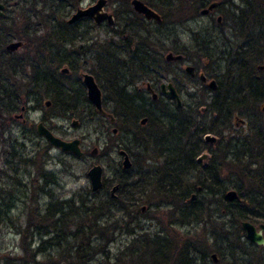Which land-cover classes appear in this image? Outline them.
<instances>
[{"label": "rangeland", "instance_id": "1", "mask_svg": "<svg viewBox=\"0 0 264 264\" xmlns=\"http://www.w3.org/2000/svg\"><path fill=\"white\" fill-rule=\"evenodd\" d=\"M29 1L26 7V3H23V8H12V6L8 8V21L11 19L16 25V32H23L24 22L29 21V27L25 30L29 41H24L25 46L15 51L9 58L14 61L15 59H21V63L26 61V65L29 62L34 64L35 59L32 58H34V53H37L35 51L38 49L37 43H41L47 51L44 53L46 57H48V51L50 50L54 52L57 50V53L60 54L72 55L77 61L74 72H70V70L67 73L61 72L64 68L70 69L65 63L52 66L46 65L44 72L47 73L48 68H50L48 70L50 73L55 70L56 75L61 76L62 80L69 81L77 88H80V82L84 86L82 83L84 73L92 74L102 91L103 104L106 105L105 111L112 114L115 104L111 102L108 93L105 92L108 85L103 82L102 86L100 75L103 69L98 63L96 54L103 50L104 45L109 43H116L114 48L118 47L123 51L125 48L119 45V36L108 29L105 24L96 26L90 23L88 24V31L81 29L83 38L77 37V40L74 39L72 44L64 45V43L58 42L56 34L50 28L49 23L52 21V16L47 10V0ZM68 1H63L68 12L61 18L58 16L57 20L65 21L66 17L74 12V5L67 6ZM96 1L81 0L79 7L88 6ZM142 1L149 4L160 14L165 11L163 8H159L160 6L157 5L156 0ZM206 1L210 0H203L204 3ZM51 2L53 1H49L48 4H51ZM117 4L116 1L107 0L106 12H114L118 8ZM192 4L193 7L197 6V2L194 0H192ZM238 4L237 0H232L225 7L231 9V7L235 8ZM21 10H32V13L38 17L26 19L28 15L25 12L21 13ZM187 15L188 17L183 22L168 23L158 28L160 30L159 36L164 45H169V49L162 51L161 59L163 61L168 51H177L184 48L187 53L186 56H188V59L184 62L170 63L162 72L159 83L173 82L174 79L181 85L183 84L184 95L182 99L184 103L196 107L191 114L194 120L186 131L187 136L180 137L179 142L176 139L174 142L171 140V143H169L171 146L177 142L178 145H182L186 141L197 142L199 139L203 140L201 135L198 136L201 138L197 137V139L195 136H191L194 133V125L207 128L209 127L208 122L212 118L211 111L207 113L205 110H201L199 107L201 104H196L201 100L200 97L189 99L186 96L187 93L199 95L202 86L197 80L189 81L184 78L181 74L183 68L187 63L196 64L202 69L205 68L204 65H208L207 70L210 73L221 75V71L227 68V61L224 60V53L222 56L216 51L229 49L227 47L228 43L234 42L236 39L233 30L228 29V23L218 24L217 15L200 14L193 16L192 13H187ZM228 20L231 24V20ZM145 21L148 22V29L151 30H148V34L152 38L149 40V45H151L149 48L153 49L150 50V53H154V57L152 58L150 55L149 59L158 61V55L154 52L160 43L154 38L157 27L153 21L147 19ZM121 25L122 20L116 19L114 29H121ZM218 26H221V28ZM140 29L137 33H140ZM127 35L130 36V32H127ZM11 39L20 40L15 35H12ZM33 42L36 43L33 44ZM223 42H226V46ZM38 47L41 49V46ZM214 48H216V51L213 50ZM218 58L220 60H217ZM205 59L206 62H204ZM21 67L14 70L13 75L7 81V86L13 85L24 91L31 84L32 72L29 67L23 65ZM96 77H99L100 80H97ZM131 79L129 77V80ZM142 81L144 80H135L129 88L130 92L137 89V86L142 87L144 84ZM223 82H225L224 79ZM35 89V93L28 92L27 96H24L21 91L16 93L14 89V94H18L19 98L12 94L10 100L3 97V93L0 91V194L5 198L2 206L11 204L12 207L9 218L4 221L2 218L0 219V264H4L6 256L13 257V263L15 264H33L29 262L30 258L24 260L20 258L22 257V239H20L22 236L19 231H22L27 225L28 221L26 220L28 219L26 217L29 216L32 210H35L39 215H45L49 203L71 202V205L72 203L77 205L81 199L89 197L92 190L90 189L87 171L93 164L102 166L105 182V188L97 194V199L98 197H106L105 193L109 192L112 185L115 184L116 177L122 172L120 171L122 168L121 158L117 151L120 146L123 149L125 146L130 148L128 154L132 163L134 161V165L125 170L128 171L127 176L131 180L136 181L140 174L149 169H154L161 164L160 161L163 159H157L156 154L151 151H144L143 147L140 149V146L134 144V147H131L129 141L132 138L131 135L128 136L124 132L113 134L112 129L115 128V122L111 123L107 117L96 114L95 108L89 102L78 103L79 106L74 110L73 115H70V111L56 113L45 107L44 102L50 97L45 95L44 89ZM85 91L84 87V93ZM248 105L250 110L254 108L259 123H264V116L257 112L262 103H250ZM158 106L163 105L158 104ZM73 120L77 121L76 125H71ZM138 120L135 123L136 127L139 128L137 130L140 132L147 131L149 124H145L144 127L140 126ZM39 121H43L56 136L64 140L79 139L80 148L84 151V154L81 157H76L71 153L49 146L35 132V126ZM256 122L252 119V123ZM136 127L133 125V128ZM240 129L242 131L238 132L239 137L248 133L246 127ZM186 147L188 152L193 146L186 145ZM94 148L97 151L92 154L91 151ZM201 152L202 150L199 151V153ZM179 166L182 168L181 164ZM240 166L234 165L225 168L221 177L229 186L240 184L239 186L249 190V186L254 182L256 184V181L252 179L251 173L248 171L249 167H244L243 171ZM198 177L195 173H188L186 176H180L179 174L172 178L171 182L175 186L178 185V189L175 187L177 190L171 191V195L167 197L158 190L150 191L152 186L145 194H142L140 200H133L136 199L137 192L136 196L133 194L131 197H125L126 201L123 204L126 211L123 210L117 213L118 206L108 209L111 213H117V221H105V219L108 220V217L106 218L108 211L98 212L103 216V221H101V216L91 215L88 217L82 213L78 214L77 209H73L69 221H32L37 222L39 225V227H36L38 230L31 227L32 248L35 249L39 246L43 250L36 256V264H178L173 260L178 261L176 253L180 251L179 247L184 246L185 241L190 244L186 251L189 259L197 261L196 264H213L210 261V255L216 251L213 250L214 239L211 238L210 233L212 227L210 228V225H205L201 221L193 222L191 221L192 217H186L188 222H183L180 220L179 215L180 212H183L184 215L189 212L191 205L188 202V197L191 195L190 193L195 192V186L199 182ZM206 194L207 191L199 193L193 206L203 207L207 197ZM215 194L209 199V201H213V205L210 207V216L202 218L205 221L217 217L215 208L221 193ZM116 198L121 199L122 197L118 195ZM141 207H144L143 211H141ZM220 208H223V206H220ZM55 222H57L56 225L59 223V226H55L56 228L52 226ZM108 222L111 226L110 231L103 234L102 230H98V227L102 226L103 228ZM228 229H231V227ZM101 234L105 237L102 238ZM106 238L107 241L105 242ZM47 239L51 241L47 243ZM41 241L43 242L41 243ZM157 244L164 247L159 248ZM253 253L258 257V251ZM204 255H206L205 259L201 260ZM164 256L166 262L163 261ZM219 263L225 264V261Z\"/></svg>", "mask_w": 264, "mask_h": 264}, {"label": "trees", "instance_id": "2", "mask_svg": "<svg viewBox=\"0 0 264 264\" xmlns=\"http://www.w3.org/2000/svg\"><path fill=\"white\" fill-rule=\"evenodd\" d=\"M63 1L65 0H53L51 4H48L49 1H47V10L50 13V16H52V21L49 24L52 32L56 34V39L58 40V42L67 45L72 44L75 36L77 37L81 33L80 31H77V28H71L65 22L57 20L58 15H60L62 11L64 12V15L68 12L66 11L67 8L65 2ZM79 1L80 0H69L67 6L69 4L70 6H77ZM111 1H116V3L118 2V8L114 10V14L116 19L122 20V25L121 29H114V31L115 34L119 36V45L124 46L125 49L122 51L118 47L114 48V45H111L109 43L102 47L103 50H100L99 53L96 54V58L101 69H103V72L100 75L102 86L103 82L104 84L108 85V87L105 89V92L108 93V97L111 102L115 104L112 111V115L116 120L114 125L115 128H117V132H124V134H127L128 136H132V138L129 139L131 147H134V145L140 146V149L141 147H143L145 149L144 151H151L153 152V154H156L157 159H163L162 161H160L161 164L154 169H149L140 174L139 178H137L136 181L134 179H129V177L127 176L128 171H124V169L121 168L120 171H122V174L120 173L116 177L114 184L117 185L116 197L119 195L122 197L121 199H118L116 197L112 198L108 191L107 193H105L106 197H98L97 199V194L103 191L105 188V182L103 180L101 189H99L95 193L90 191V196L86 199H81L79 204L77 205H74V203H72L71 205V202H54V204L56 205L55 207H53L54 204L49 203L45 215H39L35 210H32L29 216L26 217L28 219L26 220L28 221L27 225L23 228L22 231H19V234L22 236V238H20L22 239V257L20 258L22 260H24L25 258H30L29 262H32L33 264H36L35 258L43 250H41V247L39 246H37L35 249L32 248L31 239L33 236H31V227L35 228V230H38V228L36 227H39L37 222L32 221H69L73 209H77L78 214L82 213L88 217H90L91 215L95 217L101 216L100 220L103 221V216L99 214L102 210L108 211L109 208L118 206L119 210L117 211V213H120V211L123 210L126 211V208L123 204L126 201L125 197H131L133 194L136 196L137 192V197L139 196V199L135 197L136 199L133 200H140L142 194H145L150 186H152L150 191L158 190L164 196H170L171 191L174 192V190L178 189V185L175 186V184L171 182L172 178L176 177L179 174L180 176L184 175V170L175 169V167H173V161L176 159L179 161L181 157H183L182 155L187 156L190 154L192 156L194 154L193 147L187 152L188 149L186 147V143L182 144L181 147H179L178 145L176 147V150H173V147L169 145V143H171V138L168 137L172 124L171 118L162 113V116H159V118H153L154 116L150 110H145L142 108L144 99H142L138 95L136 89L130 92L129 88H131L130 86H132L134 84V81L137 79H151L155 81L160 79V77L162 76V72L168 66V63L161 59V54L163 50L169 49V45L165 46L163 41L161 40L159 36V26L163 27L168 23L183 22L188 17L187 13H192L194 14L193 16H196L199 9L198 7L204 5L203 0H194L197 2V6L194 7L191 6L193 5L192 0H156L157 5L160 6L159 8H163L165 10L161 14V22H154L157 27L154 38L156 39V41H160V43L155 42L159 43V47L154 51L158 55V61L149 59L150 55L152 58L154 57V53L152 52L151 54L150 50L153 49L149 48L151 46L149 45V40L151 37L150 34H148V22L145 21V19L141 15L135 13L132 10L129 0ZM224 1V3H226V0ZM237 1L239 4L235 7V9L238 10V14H236L235 16H233V14H223L224 22L228 23L230 27L234 28V30L236 31V37L240 42L231 55V62L233 64H230L232 66L229 65L230 70H228V72H231V74L235 75L236 82L240 90H244L246 92L252 91L251 95H253L256 99H259L260 93L264 95V84L260 80H255L251 76V72L253 70L254 62L260 61V58L255 56L254 50L256 48L264 46V37H262L261 35H257V37H255V34L259 32V28H264V0ZM27 5H25V7ZM42 6L44 7L45 4ZM228 19L231 20V24ZM11 26V22L0 20V91L3 93V97L10 100L11 95L14 94V89L16 93H20L21 90L18 87L13 85L7 86V81L13 75L14 70H16V68H22L21 66L23 65L31 68L32 72L31 84L28 86V89L21 91L23 92L24 96H27V94H29L28 92L35 93V88L44 89L45 95L50 97V99L52 100L51 102L54 109L58 110V107H63V111L76 110V108L79 106L78 103L88 102L84 93V87L82 86L80 80H78L80 82V88H77L70 84L69 81L67 82L62 80L63 78H55V70L50 73L48 71L50 70V68H48L47 73L44 72V67L46 65H61L63 63L67 64V67L70 68L69 70L74 72L76 70L77 61L73 56L69 54L66 55L57 53V50L56 52L50 50L48 51V57H40L39 53L37 52L36 56L32 58L35 59L34 64L29 62L27 65L26 62L21 63V59H15L14 61L13 59L9 58L11 57V53H9L5 49V45L12 40V35H15L18 39L29 41V38L27 37L25 31L15 32L13 31ZM138 29H140V33H137ZM127 32H130L131 35H127ZM37 48L41 51L38 46ZM181 50L184 51V49ZM230 67H233V70H231ZM151 68L157 69L159 75L154 74ZM129 77H131L132 79L129 80ZM96 78L97 80L99 79V77ZM16 93L14 95L18 96L19 98V95ZM105 109L106 105L103 104V110ZM96 114L98 113L96 112ZM145 115L148 116V130L145 132H140L139 130H137L139 128L135 125L136 119L140 116ZM133 125L136 128H133ZM180 127L183 128L181 124ZM120 148L123 147L120 146ZM124 149L128 153V149L130 148L125 146ZM133 165L134 161L132 163V166ZM263 174L264 173L261 174V177L257 176V178L259 179L258 181H264ZM198 178V183L202 184L203 177L199 176ZM175 187L177 189H175ZM213 195L216 194L214 193L211 195V192L207 191L206 196L209 198L206 197V201L201 208H199L198 206H193L196 201H188L192 208L189 207V212L185 215L183 212H180V220L184 222L186 220V217H192L191 220L198 221L204 216L209 217L211 213L210 207L213 205V201H209V199ZM4 201L5 198H3L0 194V219L2 218L3 221L9 218V213L12 208L10 206L11 204H5L2 206ZM248 201H250L249 198ZM224 203L226 207L225 214L228 213L231 218L249 217V212H244L242 209H237L238 207L235 206V204H232V201H226ZM117 213H111V211L109 210L106 213V218L108 217V220L105 219V221H117ZM56 215L58 216L55 218ZM56 223L57 222H55L54 225L52 224L54 228H56L55 226H59V223L57 225ZM110 227L111 226L108 222L103 228L102 226L98 227V230H102L101 232L105 234L106 231H110ZM103 234H101L102 238L105 237ZM50 241L51 240L49 239L46 240L47 243H49ZM106 241L107 238L105 239V242ZM42 242L43 241H41V243ZM213 244V250L219 251L217 244ZM54 245L56 246V244ZM162 247L164 246L159 245V248ZM179 249L180 251L176 253L178 261H176V259H174L173 261L178 262V264L188 263L186 252L187 250L185 249V245L183 247H179ZM163 261L166 262L165 256L163 257ZM13 262V257L6 256L4 258V264H15Z\"/></svg>", "mask_w": 264, "mask_h": 264}, {"label": "flooded vegetation", "instance_id": "3", "mask_svg": "<svg viewBox=\"0 0 264 264\" xmlns=\"http://www.w3.org/2000/svg\"><path fill=\"white\" fill-rule=\"evenodd\" d=\"M37 1V0H35ZM53 1V0H47ZM217 2L218 4L211 10L209 13L205 15L213 16L214 14H218V24H224L223 14H233L235 16L238 14V10L235 8L227 9L225 6L228 2H232V0H210L206 1L203 6H199L198 11L204 10L207 8L212 2ZM30 2L29 0H0V3L3 4L4 8L2 9L3 15L0 16V20L7 21L8 18V8L13 7H20L23 8V3ZM81 0L79 1V3ZM78 3L75 7V10L80 6ZM130 5L131 0H129ZM91 5V4H90ZM70 6V4L68 5ZM89 6V5H88ZM86 6V7H88ZM150 8L154 10L149 4H147ZM132 7V6H131ZM66 11H68L66 9ZM25 12L28 16L26 19L37 18L38 16L32 13V10L24 11L21 10V13ZM64 15V12L58 15L60 18ZM72 15V13H71ZM70 16L66 17L65 22L71 28H77V31H80V35L77 37L83 38V33L81 29L88 31L89 27L88 24H95V21L91 17H79L74 22H68ZM37 16V17H36ZM12 23L11 28L13 31L16 30V25ZM106 22H102L101 24H105ZM99 25V24H98ZM106 25V24H105ZM97 26V25H96ZM107 26V25H106ZM29 27V21L24 22L23 32L26 28ZM108 27V26H107ZM219 27V26H218ZM228 29L233 30V33L236 35V31L234 28L227 26ZM221 28V26L219 27ZM111 31H114V27H108ZM109 31V30H108ZM16 32V31H15ZM110 32V31H109ZM261 35L264 37V28H259V32L255 34ZM75 36V39L77 40ZM17 41L20 42L21 45L15 50L22 49L24 45V40H16L13 39L10 42ZM31 41V39H30ZM8 42V43H10ZM7 43V44H8ZM36 42H33V44ZM239 40L236 39L234 42L228 43L227 47L229 49H224L220 51H216V48L213 50L219 52L220 54L224 53V60L227 61V68L224 71H221V75L216 73H210L207 70L208 65H204V69L199 68L196 64L187 63L183 68V73L181 72L182 76L189 81H198L202 89L199 91V95L189 94L187 93L186 96L189 99H194L200 97L201 100L196 104H201L199 107L201 110H205L207 113L209 111L212 112V118L208 122L209 127L205 128L204 126H195L194 125V133L191 136H195L197 139L198 136L201 135L203 140L199 139L197 142H185L187 145H191L194 148V154L191 156L189 155H182L181 159L178 161L177 159L173 161V167L175 169H182L184 170V175H188V173H195L196 175L203 177L202 184L197 183L195 186V192L190 193L188 199L189 201H196V197L199 193L209 191L211 193H221L219 201H217L216 214L217 217L210 220L205 221V219L198 220L201 221L205 225H210L211 229V238H214V243L217 244L219 251H216L210 255V261L213 264H220V261H225V264H264V246L259 245L255 242L250 241L247 238L246 231L244 230L242 223L249 222L255 228L256 232L261 231V235L264 238V228L262 229L261 226H264V181H258L259 179L257 176L261 177V174L264 173V123H259L258 119H256L257 114H255L254 108L250 110V106L248 104H261L262 105L257 109V112L260 115L264 116V95L259 94V99L254 98L251 95V92H246L244 90H240L238 88V84L236 82L235 75L228 72L229 65L233 64L231 61V55L233 54L235 48H237L239 44ZM5 45V49L6 46ZM111 45H116V43H110ZM226 46V42H223ZM70 45V44H69ZM36 46H41V51L36 49L35 51L39 53L40 57H46L44 55L45 48L41 43H37ZM184 49V48H183ZM8 51V50H7ZM182 51V53H181ZM255 56L260 58V61H255L253 65V70L251 72V76L255 80H260L264 84V46L256 48ZM9 52V51H8ZM44 52V53H43ZM62 52V51H60ZM175 54L181 55V59L167 61L168 65L170 63H180L186 61L188 56H186L185 50H177L171 51ZM185 52V53H184ZM14 54V51L9 52ZM34 56L36 54L34 53ZM72 56V55H71ZM217 60H220L219 58ZM155 61V60H153ZM223 61V60H221ZM24 63L26 61H23ZM206 62V59L204 60ZM224 62V61H223ZM191 66L193 68V72H188L186 68ZM232 66V65H230ZM233 70V67H230ZM154 74L159 75L158 70L151 68ZM63 72V70H61ZM69 72V69L66 72ZM71 72V70H70ZM201 75H204L205 80L203 81ZM55 78H60V76L56 75ZM223 79L225 82H223ZM215 82V88L210 87V81ZM238 80V79H237ZM143 86H137V93L138 95L144 99L143 102V109L150 110L153 114V118H159L162 114L167 115L171 118V130L169 131V138L174 142L175 139L179 142L180 137L187 136V130L190 128V125L193 124L192 113L195 111L196 107H191L189 104H185L182 96L184 95L183 84L181 85L178 81L176 82L173 79L172 81H168L166 83H170L173 85L176 94L178 95L180 105L177 104V100L174 97L169 96L167 94L168 88L167 85L165 89L161 88V83L159 80H151L146 79L142 81ZM154 96V97H152ZM199 98V99H200ZM52 100L49 98L44 102V105L48 109H52L53 112H64L63 107H58V110L54 109L52 105ZM47 102L49 103L47 105ZM158 104H162L163 106H158ZM60 106V105H59ZM66 111V110H65ZM97 112V111H96ZM70 115L74 114V110H70ZM102 117H107L109 122H115V117L105 111L102 113L97 112ZM162 113V114H161ZM205 116V115H204ZM143 118L146 120L144 123H141ZM138 124L143 126L148 123V116H140L138 117ZM136 119V120H137ZM252 119L257 121L256 123H252ZM42 122L49 130H51L43 121ZM38 122V123H39ZM180 124L183 128L180 127ZM187 125V126H186ZM246 127L248 133L243 134L244 136L239 137L238 132L242 131L240 128ZM115 129V132L114 130ZM112 133H117V128H113ZM52 131V130H51ZM35 132L36 126H35ZM38 135V134H37ZM39 136V135H38ZM206 136L213 137L214 140L207 139ZM41 137V136H40ZM198 137V138H201ZM43 138V137H41ZM44 139V138H43ZM45 140V139H44ZM45 142L51 146L46 140ZM178 142L173 144V150H176L178 146ZM182 145H179L181 147ZM53 147V146H51ZM192 148V147H191ZM190 148V149H191ZM189 149V150H190ZM60 150V149H59ZM202 150V154L199 151ZM62 151V150H60ZM64 152V151H63ZM69 153V152H66ZM70 154V153H69ZM84 154V151L82 155ZM120 158L122 156L119 154ZM190 158V159H189ZM121 162V161H120ZM178 163V164H177ZM181 167L180 168V165ZM238 166L241 165L240 168L244 171V167H249L248 171L251 173L252 179L255 182L249 186V190H245L244 187L239 185H228V183L224 181L222 173L224 172L225 168H229L231 166ZM179 166V168H177ZM194 168V169H192ZM239 171V170H238ZM237 171V172H238ZM237 174V173H236ZM241 174L239 173V176ZM255 177V178H254ZM264 179V174H263ZM237 184V183H235ZM229 191H234L236 197L232 200V204L237 206V209H242L244 212H249V217H235L231 218L228 213L225 214V203L226 198L225 194ZM192 195L194 197L192 198ZM247 198V200H246ZM248 198L250 201H248ZM228 201V200H227ZM231 202V201H230ZM223 206V208H220ZM214 220V221H213ZM193 222H197L195 220H191ZM184 222H188L187 219ZM231 227V229H228ZM213 240V239H212ZM186 250L188 249L189 242H184ZM199 250V249H198ZM258 251V257L255 256L253 252ZM215 255V258H212V255ZM206 255L201 257V260H204ZM188 263L186 264H196V262L192 259L188 258ZM202 263V262H200ZM199 264V263H198ZM205 264V263H204Z\"/></svg>", "mask_w": 264, "mask_h": 264}, {"label": "water", "instance_id": "4", "mask_svg": "<svg viewBox=\"0 0 264 264\" xmlns=\"http://www.w3.org/2000/svg\"><path fill=\"white\" fill-rule=\"evenodd\" d=\"M107 0H97L94 4L89 5L88 7L85 6V8H77L75 13L72 14V16L70 17V19L68 20V22H74L75 20H77L79 17L85 16V17H91L96 25L100 24L102 21H106L107 24L109 26H113L114 25V17L112 14L106 12L105 10V6H106ZM131 4H132V8L133 10L138 14L143 15V17L147 20H155L158 23L161 22V16L159 15V13H157L156 11H154L152 8H150L149 6L146 5V3H144L141 0H131ZM218 3L212 2L207 8H205L204 10L200 11L201 15H205L207 13H209L211 10H213V8L217 5ZM4 8L3 4L0 3V16L3 15V11L2 9ZM21 45L20 42L14 41L9 43L6 46V49L10 52L14 51ZM181 55H175L172 52H168L165 55V59L167 61H173V60H178L181 59ZM186 70L188 72H193V68L191 66H188L186 68ZM67 69H63V72H66ZM202 80H205L204 75H201ZM210 87L211 88H215V82L212 80L209 82ZM83 84L86 88V96L87 99L90 101V103L95 107V109L98 112H103V108H102V95H101V91L100 88L98 87L93 75L89 74V73H85L83 74ZM165 84L162 83L161 84V88L165 89ZM167 94H169V96L174 97L177 100V104L180 105V101L178 98V95L175 92V89L173 88V85H171L170 83L167 84ZM154 97V96H152ZM155 98V97H154ZM49 103L47 102V105ZM146 120L143 118V120L141 121V123H144ZM72 125H76L77 121H71ZM115 132V129H113ZM36 131L37 134L41 137H43L51 146L60 149L64 152H69L77 157H80L82 155V150L80 148V140L77 138H74L72 140H64L58 136H56L51 130H49L42 122L37 123L36 125ZM207 139L209 140H214L213 137L210 136H206ZM97 151L96 148L93 149V151H91L92 154H95ZM120 155L122 156V167L125 169L130 168L131 166V161L129 158V155L126 153L125 150H120L119 151ZM102 173H103V169L102 166L100 164H93L89 170L87 171V176L89 178V182H90V187L92 191H97L101 186H102ZM117 186H113L111 189V196H114V193L116 192ZM194 197V195H192V198ZM236 197V194L234 191H229L225 194V198L228 201H232L234 200ZM144 210V207H141V211ZM244 230L246 231L247 234V238L252 241L255 242L259 245H263L264 246V238L261 235V231L256 232L255 228L252 226V224H250L249 222H243L242 223ZM261 228L263 229L264 226H261ZM212 258H215V255H212Z\"/></svg>", "mask_w": 264, "mask_h": 264}]
</instances>
